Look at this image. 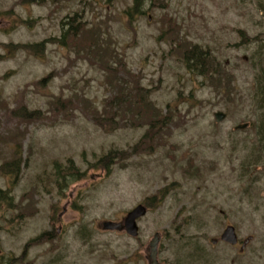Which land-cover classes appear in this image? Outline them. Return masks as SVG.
I'll list each match as a JSON object with an SVG mask.
<instances>
[{
  "label": "rangeland",
  "instance_id": "rangeland-1",
  "mask_svg": "<svg viewBox=\"0 0 264 264\" xmlns=\"http://www.w3.org/2000/svg\"><path fill=\"white\" fill-rule=\"evenodd\" d=\"M136 1L0 0V264H148L155 232L164 264H264V167H243L255 128L235 129L257 113L248 55L264 39L240 31L264 37V0ZM192 43L220 84L171 50ZM116 89L130 102L106 129L92 116ZM138 92L165 120L130 122ZM138 204L136 237L101 228ZM227 225L252 236L243 252L219 239Z\"/></svg>",
  "mask_w": 264,
  "mask_h": 264
},
{
  "label": "trees",
  "instance_id": "trees-1",
  "mask_svg": "<svg viewBox=\"0 0 264 264\" xmlns=\"http://www.w3.org/2000/svg\"><path fill=\"white\" fill-rule=\"evenodd\" d=\"M25 1V0H23ZM136 3L138 4V7L141 8V3L142 0H137ZM150 6H154L153 2H151ZM74 18H67L66 20H63L62 23H65L67 26L73 27V21ZM241 32V40L246 43V42H256L257 45H260L261 41L264 39V37H261V35H257L251 39L248 37H245L243 35V31ZM63 37L66 36V32H63L62 34ZM91 34L89 35V38L91 39ZM251 39V40H250ZM92 46L94 47V51L96 52L97 56H100L98 52H103L105 49L102 47L101 44L96 43V39L92 38L91 39ZM261 45L259 46V48ZM171 50L173 52H178L179 57L181 58L185 68L189 70L191 73H197L200 74L201 76L208 77L211 79V82H216L217 84H220L221 81H217L218 78L220 77L219 72H220V64L219 60L212 56L210 51L207 49L202 48L199 44L192 43L190 47H183L180 46V48L176 46H172ZM249 60L251 62V66L254 69V89H253V94H252V100L255 105V108L257 110L256 117L252 122L249 123V125L252 124V126L255 128V133H254V143L251 145L249 148V153L246 157L248 160L245 164H243V167H253V166H263L264 167V57L261 58L259 56V53L257 54V51H254L252 54L248 55ZM216 75V76H215ZM215 76V80L214 77ZM123 82V81H120ZM124 84H126L124 82ZM117 90V89H116ZM226 94L233 90V88H229V85L225 88ZM123 91V89H122ZM138 91V90H137ZM138 95V103L141 104L140 108L138 106L132 105L130 103V111L129 114L131 113L130 118H128L131 122V120H135L136 123L142 124H150V127H153V123L156 121L160 120H165L164 117H160L157 113V109H155L154 105L149 101L145 100L144 95H142L140 92L137 93ZM121 97L122 99L119 100L118 98ZM130 101L126 100V96H124L121 92L117 90L116 95L111 96L110 98L106 99V104L103 109L100 111H96L92 118L93 120H100L101 118L104 119L105 121V128L107 129V126H110V129L115 128V120L113 119L112 116H109V112L111 109H114L123 103H129ZM97 109V107H96ZM126 107L124 108L125 111ZM157 112V113H156ZM107 122H109V125H107ZM154 132L153 131H147L144 134V139L145 142L146 140H152L154 139ZM148 143V142H147ZM148 147V145H147ZM115 149H111L105 156L104 159H108L110 156H114ZM249 156V158H248ZM72 170L73 173L70 175L66 176H73L76 178H79L78 176L82 175V171H79L77 167L74 166V164L70 161V164L68 165ZM58 164L55 165V168L57 170ZM66 176H63V179L66 178ZM245 192H247V189H244ZM0 200H4V203L7 205H10V197L6 193V191L0 189ZM240 242V241H239ZM189 244V241H187ZM184 245V244H183ZM191 246L192 248V259L190 261H201L198 260L199 258H202L204 256V246L199 244V243H192ZM193 250L195 252V256L193 255ZM243 252V251H241ZM197 256V257H196ZM185 257H187V253L185 254ZM206 262V259L201 261Z\"/></svg>",
  "mask_w": 264,
  "mask_h": 264
},
{
  "label": "water",
  "instance_id": "water-1",
  "mask_svg": "<svg viewBox=\"0 0 264 264\" xmlns=\"http://www.w3.org/2000/svg\"><path fill=\"white\" fill-rule=\"evenodd\" d=\"M216 121H220L225 117L223 112H216L214 114ZM248 126V123L238 124L235 129H243ZM147 212L146 207L143 204H138L132 209L128 210L125 215L119 221L105 220L101 223V228L103 230H113V231H124L127 235L131 237H136L138 235V225L136 220L142 217ZM219 239L230 245H235L238 243V236L233 225H227L221 232ZM252 239V236H248L241 242L240 251H243L245 245ZM212 243L216 242V239L211 240ZM160 242V235L155 232L148 242V254L147 260L148 264H163L158 259V244Z\"/></svg>",
  "mask_w": 264,
  "mask_h": 264
}]
</instances>
